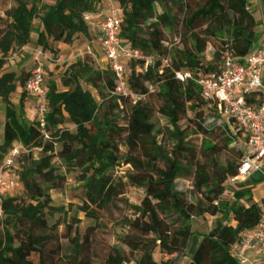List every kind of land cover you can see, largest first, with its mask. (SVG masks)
I'll use <instances>...</instances> for the list:
<instances>
[{"label": "trees", "instance_id": "trees-1", "mask_svg": "<svg viewBox=\"0 0 264 264\" xmlns=\"http://www.w3.org/2000/svg\"><path fill=\"white\" fill-rule=\"evenodd\" d=\"M49 1L39 7L18 0L6 20L0 16V111L5 118L0 165L17 145L24 149L4 175L5 179H18L23 195L2 193L0 264H92L91 237H82L78 231L73 236L74 225L69 220L77 225L81 221L70 213L77 209L101 226V212L124 195L126 184L123 177L117 180L115 173L125 167L129 168L125 173L128 185L143 189L145 199L140 206L127 205L134 214L122 220L126 232L117 237L106 264H179L193 235L194 220L205 216L221 219L203 236L189 264H240L235 248L259 227L264 207L253 202L245 183L234 191L232 204L223 201L226 186L237 177L240 164L229 161L222 165L217 147L208 141L201 155L189 141L193 131L183 129L181 123L188 120L196 135L219 133L227 147L237 142L242 161V134L233 132L221 118V123L207 126L208 119L218 118L217 105L204 99L199 82L220 74L226 56L243 65L253 53L258 24L246 0H202L196 7L192 0H114L122 44L139 50L145 59L154 58L149 68H145V59L126 63L129 85L143 100L134 104L130 98L112 97L117 83L110 68L94 69L78 60L68 65L61 83L46 81V131L52 139L46 142L32 112L34 98L26 91L33 67L19 74L7 72V60L15 50L26 52L36 33L34 52L46 53V69L52 66L57 45L72 46L79 36H91L102 2ZM169 3L180 11L173 12ZM86 16L92 17L90 22ZM37 20L39 28H35ZM175 30V43L181 48L168 42L167 32ZM213 41L215 50L209 59L206 51ZM30 54L35 62L33 52ZM178 72L191 75V79L181 83L175 76ZM82 82L98 92L101 104ZM153 97L161 102L157 111L149 102ZM156 113L170 125L171 152L159 140ZM117 115L126 124L119 123ZM35 152L41 154L38 159ZM57 159L81 171V205H70L68 210L54 205L51 195L64 181L55 165ZM181 178L193 180L189 197L178 190ZM62 226L64 234L59 233ZM157 252L166 259L157 261Z\"/></svg>", "mask_w": 264, "mask_h": 264}, {"label": "built area", "instance_id": "built-area-1", "mask_svg": "<svg viewBox=\"0 0 264 264\" xmlns=\"http://www.w3.org/2000/svg\"><path fill=\"white\" fill-rule=\"evenodd\" d=\"M103 21L99 28V40L108 67L116 78L117 87L110 94L119 100L130 98L134 104L143 100L136 95L129 85L130 72L126 63L145 59L139 50L124 46L119 34L121 22L116 11L100 14ZM91 16L85 20L90 22ZM46 53L37 51L35 62L26 83V91L34 98L32 112L42 129L44 140L52 141L46 131L48 115L47 93L45 89L47 69ZM154 64V58L145 59V68ZM168 64V61H167ZM104 70V69H102ZM264 53L253 52L245 64H238L228 55L224 60L222 72L199 82L203 97L208 102L217 105L218 117L226 122L233 132L241 133L245 138V154L238 167V175L232 183H245L258 174H264ZM176 79L186 83L191 75L178 72ZM234 145L238 146L235 142ZM17 145L6 160L0 165V217L2 216V193H11L20 188L18 179L11 176L4 178L6 169L15 164L23 151ZM264 207V201L263 205ZM236 257L240 264H264V214L259 227L247 234L235 248Z\"/></svg>", "mask_w": 264, "mask_h": 264}, {"label": "rangeland", "instance_id": "rangeland-1", "mask_svg": "<svg viewBox=\"0 0 264 264\" xmlns=\"http://www.w3.org/2000/svg\"><path fill=\"white\" fill-rule=\"evenodd\" d=\"M24 1L28 2L30 5H37L39 7L51 3L49 0H24ZM175 1H179V0H175ZM191 4L193 7H196L199 4L202 5L203 1L192 0ZM17 5H18V0H0V16L6 20L7 12L16 8ZM100 6H101L100 13L102 14L103 13L108 14L116 11V4L114 0H102ZM169 7L176 14L180 11L179 7L174 4L169 3ZM158 12L162 13L163 7L159 6ZM102 21H103V17L96 21L95 26L100 25ZM39 27H40V21L37 20L35 21V28H39ZM98 31H100L98 27H92L90 37L87 38L84 36H79L75 41V43L72 46L68 47L66 50L58 49V45H57L58 50L52 53V57H53L52 66H49L47 68L46 81L49 82L51 80H55L58 83H61L68 65L74 64L78 60L84 61L94 69L96 68L105 69V64L102 60L103 55H102L100 41L98 37H96ZM176 33H177L176 30L173 32H167V39L171 45H175L174 47L181 48L183 47L182 45L178 46L175 43ZM37 38L38 35L36 33L33 34V43L30 46V49L32 50L34 56L36 54L34 51L36 50L35 44ZM215 44L216 42L213 41L211 42V45H209L207 48L206 57H208L209 59H212L213 57ZM27 53L30 54L31 52L15 50L7 60V66L5 68V71L7 72L14 71L18 74L23 69L26 71H30V69L33 67L34 62L32 61L31 58L32 56H30L31 54L29 55ZM53 65H57V68H55L54 70H53ZM82 86L85 90L91 91L100 104L102 103V100L98 92L95 91L89 84H87L86 82H82ZM149 102L155 107L156 111L161 106V102L158 100L157 97H153L152 99H150ZM117 117L119 123L126 124L124 118H121L119 115H117ZM217 121L218 123H221L219 117L214 120L208 119L207 126L212 127L215 123H217ZM4 123H5L4 114L1 112L0 113V143L2 142V136L4 133ZM154 123L157 127V130L161 131V136L159 137V140H161L162 143L166 146L167 151L171 152L174 147V144L169 135L170 125L168 121L165 118H163L161 115L156 113L154 117ZM181 126L183 129L187 131H193V134L190 136L189 141L193 143L194 146H196L198 152L201 155L203 154L202 149L204 143L205 141H208L217 147V150L219 151L218 160L222 165L225 166L229 161L235 162L236 166L240 164L241 158L237 153L238 146L232 145L231 147H227L224 141V137H222L219 133H216L213 136L196 135L193 130L194 128L193 124H191L188 120H184L181 123ZM69 129L72 132L75 131V129L72 126H69ZM57 151H60L59 147H57ZM206 154L209 155L208 157L212 158L210 156L212 155V153L208 152ZM40 155H41L40 152H35L36 159H38ZM200 160L203 163L206 162L205 157H200ZM55 165L58 168L59 174L64 176V181L61 182L60 188L58 190L51 192L54 205L58 207H64L67 210L69 209L70 205H74V206L81 205L82 191H81V184L79 181V175L81 174V171L78 169L75 170L70 169L69 167H67V164L60 159L55 160ZM160 166L162 168L165 167L163 162L160 163ZM128 170L129 168L125 167L117 170L115 173V178L117 180H120V178L123 177V183L126 184V188L124 190L123 196H121L117 201H115L113 205H111L106 210L101 212L100 218H101V222L103 223L101 226L95 224L93 220L87 219L85 215L79 213L77 209H74V211L70 213V217H77L78 220L81 221V224L77 225L75 222L69 220V224L73 223L74 225L73 236H75V232L78 231L82 237L85 236L91 237L92 264H106V258L112 253V248L117 245V237L125 234L126 232V229L122 226V220L128 216L132 217L134 214L133 211H131L127 205L129 204L133 206H140L143 200L145 199V191L143 189H137L133 186L128 185L127 179L125 178L126 177L125 173ZM226 187H227V192L223 196V201H232L233 199L231 193H233V191L238 189V185L229 182ZM178 190L185 193L186 196L189 197L193 191V180L191 178L179 179ZM11 194L17 197H21L23 195V192L17 189L15 191H12ZM206 217L207 216L194 220L191 246L189 247L186 254L180 259L179 264H186L189 258L191 256L192 257L194 256L193 243L195 239L200 237L199 235L202 233V229L200 225H204L205 222L208 221L206 220ZM58 218L59 217H57V220ZM198 220H200L201 222H199ZM54 223L55 220H52L51 225H53ZM59 233L60 234L65 233V228L63 226L60 227ZM63 243L66 247H69V243L67 240H64ZM124 251L126 255H129V251L126 248H124ZM130 258H133V256ZM155 259L157 261H161L163 259H166V257L160 256L157 252L155 255ZM35 260L37 261L38 259L36 258Z\"/></svg>", "mask_w": 264, "mask_h": 264}, {"label": "crops", "instance_id": "crops-1", "mask_svg": "<svg viewBox=\"0 0 264 264\" xmlns=\"http://www.w3.org/2000/svg\"><path fill=\"white\" fill-rule=\"evenodd\" d=\"M249 9L252 11L257 24H258V28H257V35H256V40H255V47L253 52H262L264 53V0H246ZM94 27H97L94 25ZM68 47L70 46H66V45H58V49L61 50H66ZM102 50V48H101ZM25 51L28 52H32V50L30 48H25ZM102 55H103V62L105 64V69L108 67V62L105 59V55L102 51ZM57 68V65H53V70ZM263 81H264V74H263ZM232 184H241V183H232ZM245 190H248L251 192V199L253 200L254 203L258 204V205H263V201H264V174H258L256 176H254L252 179L248 180L245 182ZM232 196V201H225L228 202L229 204H232L234 202V191L233 193H231ZM249 198H247L245 201H247ZM245 201H243V203H245ZM221 219V216L218 217H211V216H207L206 220H208L207 222H205L204 225H200L201 229H202V233L199 235L200 237L195 239L194 243H193V251L194 254L197 252L200 244L202 243L203 240V236L205 234H208L215 226L216 222L218 220ZM199 222H201L200 220H198ZM235 225V223L233 224ZM193 237V236H192ZM192 237L189 240L188 246H187V251L189 249V247L191 246V242H192ZM186 251V252H187ZM193 254V255H194ZM192 256L189 258L188 262L186 264H189L190 260H191Z\"/></svg>", "mask_w": 264, "mask_h": 264}]
</instances>
